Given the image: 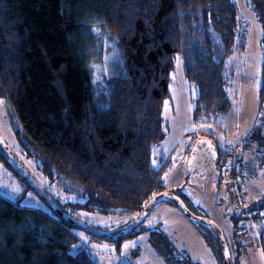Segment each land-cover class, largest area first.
<instances>
[{
  "label": "trees",
  "instance_id": "16d2710c",
  "mask_svg": "<svg viewBox=\"0 0 264 264\" xmlns=\"http://www.w3.org/2000/svg\"><path fill=\"white\" fill-rule=\"evenodd\" d=\"M250 3L263 31L262 108L264 0ZM242 21L236 0H0V102L13 111L16 138L37 158L41 173L88 198L75 205L77 210L109 214L121 208L134 214L129 223L156 196L174 192L199 215L184 194L168 189L167 163L154 164L155 150L166 139L164 106L181 56L187 79L199 90L195 121L229 111L234 74L229 60ZM242 31L246 36L247 28ZM114 46L121 63L100 87L93 56ZM220 154L210 170L215 182L233 150L226 151L229 159L221 169ZM2 165L24 182L0 149ZM188 169L191 180L203 184L208 174L197 179ZM252 209L256 221H264V201ZM46 210L24 208L0 195V264H98L88 245L108 240L72 228ZM240 218L234 219L236 234L243 229L237 230ZM200 227L214 246L215 233ZM158 236L152 240L166 264H197L175 259ZM259 239L264 251V227ZM238 243L236 261L229 245L233 264L246 253Z\"/></svg>",
  "mask_w": 264,
  "mask_h": 264
},
{
  "label": "rangeland",
  "instance_id": "374dc122",
  "mask_svg": "<svg viewBox=\"0 0 264 264\" xmlns=\"http://www.w3.org/2000/svg\"><path fill=\"white\" fill-rule=\"evenodd\" d=\"M242 17L238 29L235 51L229 63L234 71L229 95L231 107L228 112L213 117L211 121H195L194 108L199 96L198 87L186 77L181 56L175 60V70L170 82V98L165 102L163 116L166 139L155 150L154 164L159 167L165 161L168 165L166 181L170 191H180L191 202L199 215L214 221L225 233L237 259L239 243L246 247V253L239 261L242 264H264V251L259 239L263 229L259 222L245 220L230 206L228 182H215L213 171L203 178V184L194 183L189 177V158L199 140H211L220 154V169L226 158V151L234 152L238 145L242 182L249 200L247 208L264 201V106L260 108V90L263 67V31L250 0H236ZM247 28L246 36L243 28ZM121 55L114 46L97 52L92 59L94 80L103 87L107 77L119 67ZM16 121L5 102H0V132L17 153L26 168L53 197L72 211L84 223L103 232L120 229L133 218L132 213L115 208L108 214L77 210L76 204L87 201L79 189H71L60 182H52L39 170L37 158H32L17 140L14 128ZM14 172L5 165L0 167V195L22 207L46 209L37 194L24 188ZM26 189V190H25ZM45 205V206H44ZM258 215V214H257ZM264 215V213H263ZM239 216V227L251 229L248 238L235 233L234 219ZM205 227V226H204ZM140 233L118 241L108 240L92 243L88 247L98 264H166L152 240L154 234L166 243L171 255L178 261L190 259L197 264H220L218 241L210 245L202 234L201 227L186 218L180 210L167 201L158 203L149 217L138 227ZM242 259V260H241Z\"/></svg>",
  "mask_w": 264,
  "mask_h": 264
},
{
  "label": "water",
  "instance_id": "95a60500",
  "mask_svg": "<svg viewBox=\"0 0 264 264\" xmlns=\"http://www.w3.org/2000/svg\"><path fill=\"white\" fill-rule=\"evenodd\" d=\"M0 149L5 159L9 162L12 169L24 180V182L37 194L40 199L62 220L76 229L87 232L88 234L112 241H119L130 236L138 227L149 217L155 206L163 201L174 205L181 213L197 226H205L215 233L216 239L221 248L223 264H233L232 253L224 231L212 220L197 215L188 208L184 200L174 192H165L156 196L149 202L143 212L136 216L131 222L122 226L120 229L110 232L100 231L61 207L51 194L40 184L33 174L20 161L15 152L11 149L2 133L0 132ZM218 157L217 147L211 140H199L192 149L188 165L192 167V174L204 176L210 172L213 163Z\"/></svg>",
  "mask_w": 264,
  "mask_h": 264
},
{
  "label": "built area",
  "instance_id": "2783aa9c",
  "mask_svg": "<svg viewBox=\"0 0 264 264\" xmlns=\"http://www.w3.org/2000/svg\"><path fill=\"white\" fill-rule=\"evenodd\" d=\"M239 152L238 145L235 146L233 155L229 165L227 166L224 174V179L227 181L230 192V204L234 212H237L245 220L254 221V217L258 214L256 210H251L247 207L249 196L244 189L242 178L239 175Z\"/></svg>",
  "mask_w": 264,
  "mask_h": 264
},
{
  "label": "crops",
  "instance_id": "0c3cea01",
  "mask_svg": "<svg viewBox=\"0 0 264 264\" xmlns=\"http://www.w3.org/2000/svg\"><path fill=\"white\" fill-rule=\"evenodd\" d=\"M239 169H241V167H239ZM241 171H242V170H241ZM241 174H242V173H241ZM240 223H241V221H240ZM262 224H264V221H262L261 225H262ZM262 226L264 227V225H262ZM263 227H262V228H263ZM239 228H240V227H239ZM242 228H243V227H242ZM249 229H251L250 226H249L248 228H243L242 230L240 229L241 231H239V233L242 234V233L245 232V231H249ZM249 235H250V234H249ZM249 235H248V236H249ZM248 236H245V237L248 238ZM243 238H244V237H243ZM244 256H245V255H244ZM244 256H242L241 258H243ZM241 260H242V259H241ZM240 264H242V263L240 262Z\"/></svg>",
  "mask_w": 264,
  "mask_h": 264
},
{
  "label": "bare ground",
  "instance_id": "6f19581e",
  "mask_svg": "<svg viewBox=\"0 0 264 264\" xmlns=\"http://www.w3.org/2000/svg\"><path fill=\"white\" fill-rule=\"evenodd\" d=\"M4 91H5V89H4ZM6 94H7V93H6ZM6 94H5V95H6ZM4 101H5V99H4ZM10 109H11V108H10ZM11 112H12V114H13V111H11ZM13 115H14V114H13ZM23 183H24V182H23ZM22 186H23V185H22ZM24 188H26L25 185H24ZM27 188H28V186H27ZM25 190H26V189H25ZM29 190H32V189H29ZM34 193H35V192H34ZM85 197H86V196H85ZM86 199H87V201H88V198H86ZM56 201H57V200H56ZM59 204H60V203H59ZM44 206H45V205H44ZM46 207H48V206H46ZM61 207H62V206H61ZM24 208H25V207H24ZM27 208H28V207H27ZM30 208H31V207H30ZM32 208H33V207H32ZM42 210H43V209H42ZM45 210H46V209H45ZM50 210H51V209H50ZM46 211H47V210H46ZM51 211H52V210H51ZM52 212H53V211H52ZM50 213H51V212H50ZM69 213H70V212H69ZM65 223H66V222H65ZM67 224H68V223H67ZM68 225H69V224H68ZM72 228H74V227H72ZM83 235H84V234H83ZM80 238H81V237H80ZM81 239H82V238H81ZM81 239H80V240H81ZM74 240H75V239H74ZM80 240H79V241H80ZM90 240H91V239H90ZM72 242H73V240H72ZM78 243H79V242H78ZM83 246H84V245H83ZM81 248H83V247H81Z\"/></svg>",
  "mask_w": 264,
  "mask_h": 264
},
{
  "label": "flooded vegetation",
  "instance_id": "af4514ba",
  "mask_svg": "<svg viewBox=\"0 0 264 264\" xmlns=\"http://www.w3.org/2000/svg\"><path fill=\"white\" fill-rule=\"evenodd\" d=\"M211 172V171H210ZM229 202H230V199H229ZM230 206H231V204H230Z\"/></svg>",
  "mask_w": 264,
  "mask_h": 264
}]
</instances>
